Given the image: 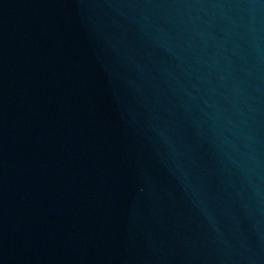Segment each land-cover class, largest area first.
Listing matches in <instances>:
<instances>
[{
  "label": "water",
  "instance_id": "obj_1",
  "mask_svg": "<svg viewBox=\"0 0 264 264\" xmlns=\"http://www.w3.org/2000/svg\"><path fill=\"white\" fill-rule=\"evenodd\" d=\"M0 264H264V0H0Z\"/></svg>",
  "mask_w": 264,
  "mask_h": 264
}]
</instances>
